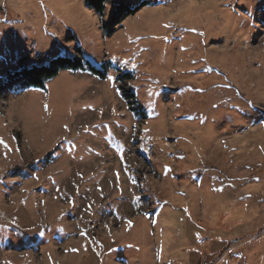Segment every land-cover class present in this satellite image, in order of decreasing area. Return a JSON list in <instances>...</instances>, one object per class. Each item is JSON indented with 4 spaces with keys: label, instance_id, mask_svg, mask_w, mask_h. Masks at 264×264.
Instances as JSON below:
<instances>
[{
    "label": "rangeland",
    "instance_id": "1",
    "mask_svg": "<svg viewBox=\"0 0 264 264\" xmlns=\"http://www.w3.org/2000/svg\"><path fill=\"white\" fill-rule=\"evenodd\" d=\"M85 2L0 0V264H264V0Z\"/></svg>",
    "mask_w": 264,
    "mask_h": 264
},
{
    "label": "trees",
    "instance_id": "2",
    "mask_svg": "<svg viewBox=\"0 0 264 264\" xmlns=\"http://www.w3.org/2000/svg\"><path fill=\"white\" fill-rule=\"evenodd\" d=\"M105 0H86L85 6L87 8L93 9L99 16L103 15ZM148 3L142 2L137 7H128L127 5H121L117 7L118 12L114 11L111 16V26H118L126 17L134 15L140 9L147 6ZM122 10V11H121ZM119 11L123 12L122 15ZM119 14V15H118ZM80 55V53H78ZM84 72L89 73L94 77L99 79H104L106 76V68L101 65L100 68L94 67L88 61L79 59L78 57L73 58H57L52 60L48 66L32 67L28 69H22L15 72L13 75H9L3 87L9 84H18L19 87L24 89L34 88L39 90H45V84L47 81L55 78L60 72ZM128 75L123 74L119 78L123 81ZM2 89L0 88V91ZM127 100H134V94L129 91L126 95ZM132 104V102L130 103ZM143 114V112H140Z\"/></svg>",
    "mask_w": 264,
    "mask_h": 264
},
{
    "label": "snow or ice",
    "instance_id": "3",
    "mask_svg": "<svg viewBox=\"0 0 264 264\" xmlns=\"http://www.w3.org/2000/svg\"><path fill=\"white\" fill-rule=\"evenodd\" d=\"M163 27H165V28H171L172 25H171V24H164ZM201 35H203V34L201 33ZM165 39H167V38L165 37ZM111 79H112V77H109V80H111ZM146 131H147V130H146ZM2 143H3V141L0 140V144H2ZM5 147H7V145H5ZM128 225H129V227L131 226V222H130V221L128 222ZM81 235L83 236L84 233L81 232ZM72 251H76V249H72Z\"/></svg>",
    "mask_w": 264,
    "mask_h": 264
},
{
    "label": "crops",
    "instance_id": "4",
    "mask_svg": "<svg viewBox=\"0 0 264 264\" xmlns=\"http://www.w3.org/2000/svg\"><path fill=\"white\" fill-rule=\"evenodd\" d=\"M48 82V81H47ZM46 85V84H45Z\"/></svg>",
    "mask_w": 264,
    "mask_h": 264
}]
</instances>
